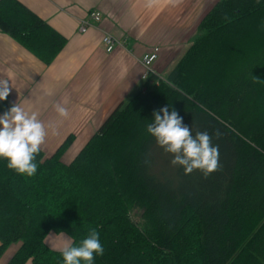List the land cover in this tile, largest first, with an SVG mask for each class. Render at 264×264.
I'll return each mask as SVG.
<instances>
[{
  "label": "trees",
  "instance_id": "16d2710c",
  "mask_svg": "<svg viewBox=\"0 0 264 264\" xmlns=\"http://www.w3.org/2000/svg\"><path fill=\"white\" fill-rule=\"evenodd\" d=\"M0 31L46 64L67 42L19 0H0ZM163 107L212 137L217 171L185 175L162 157L147 125ZM71 143L41 149L31 177L0 159V257L16 245L7 264H63L48 235L77 246L91 228L105 249L93 264H264V0L217 1L165 79L150 73L65 161Z\"/></svg>",
  "mask_w": 264,
  "mask_h": 264
},
{
  "label": "crops",
  "instance_id": "0c3cea01",
  "mask_svg": "<svg viewBox=\"0 0 264 264\" xmlns=\"http://www.w3.org/2000/svg\"><path fill=\"white\" fill-rule=\"evenodd\" d=\"M19 1L64 35L67 42L46 64L0 31V79L8 78V70L14 73L8 99L12 105L18 102L38 112L46 127L51 126L47 145L54 142L59 147L72 137L64 155L65 161H71L113 110L142 89L145 67L141 59L146 51L160 47L151 68L165 79L191 45L201 19L219 0H180L176 5L160 0L152 9L145 6V0ZM94 10L101 13V23L81 33L80 19ZM106 34L125 41L124 45L106 52ZM65 98L69 101L64 105L70 113L67 119L54 109V104ZM3 114L0 111V116ZM49 236L47 242L52 238L58 245L69 243L64 237ZM15 250L16 245L10 246L0 257V264H7Z\"/></svg>",
  "mask_w": 264,
  "mask_h": 264
},
{
  "label": "clouds",
  "instance_id": "9594fccd",
  "mask_svg": "<svg viewBox=\"0 0 264 264\" xmlns=\"http://www.w3.org/2000/svg\"><path fill=\"white\" fill-rule=\"evenodd\" d=\"M259 2L260 0H257V3ZM159 3L160 0H145L148 9ZM168 3L176 5L180 0H168ZM224 20L230 22L228 16H225ZM13 76L14 73L8 70V78L0 79V101L9 96L13 88L10 82ZM259 80L255 77L254 82ZM68 102L65 98L62 102L54 104L59 117H69V110L64 106ZM153 117L152 123L147 125V132L166 153L172 154V165L182 166L185 175L200 170L205 178L218 170L219 147L212 144V137L207 132L197 131L193 136L191 128L183 124V118L177 111L173 109L169 112L168 107L154 111ZM48 127L39 119L38 112L26 109L18 102L14 103L0 116V159L7 161L10 170L28 177L34 176L38 168L36 156L48 136ZM104 251L99 232L91 228L79 245L66 243L61 249V254L63 264H93L95 257L102 256Z\"/></svg>",
  "mask_w": 264,
  "mask_h": 264
},
{
  "label": "built area",
  "instance_id": "2783aa9c",
  "mask_svg": "<svg viewBox=\"0 0 264 264\" xmlns=\"http://www.w3.org/2000/svg\"><path fill=\"white\" fill-rule=\"evenodd\" d=\"M102 21V15L99 11L94 10L89 13V15L86 18L80 19L79 23V31L81 33H86L90 28L95 27L96 25L100 24ZM123 40L116 39L110 34H106L103 37V43L105 47V51L110 53L112 52L115 47L124 45ZM160 47L155 45L152 46L144 56L142 57V64L145 67V72L143 75L144 79H147L150 73H153L157 75L153 70H152V65L153 63L157 60L158 55H159ZM158 76V75H157Z\"/></svg>",
  "mask_w": 264,
  "mask_h": 264
},
{
  "label": "rangeland",
  "instance_id": "374dc122",
  "mask_svg": "<svg viewBox=\"0 0 264 264\" xmlns=\"http://www.w3.org/2000/svg\"><path fill=\"white\" fill-rule=\"evenodd\" d=\"M197 30V29H196ZM194 34L195 33H193V35H192V37H191V42H192V40L194 39ZM180 60V59H179ZM58 147L56 146H54V142L53 143H50V142H48V145H47V143L45 142L42 146H41V149L42 150H44V152H45V154L47 153V154H53L54 152H55V150L57 149ZM46 154V155H47ZM49 155V156H50ZM168 155V153H163L162 154V157L163 158H166V157H169V156H167ZM170 155H172V154H170ZM163 162V161H162ZM54 234V235H53ZM49 235H51V236H49V237H54L55 235L57 236L58 235V237H64V240H66V241H69V238H68V236H66L65 234H56V233H50ZM53 235V236H52ZM48 242H49V245L52 247V248H55V249H62L63 247H64V245L66 244V243H60L59 245H58V243L57 244H55V243H53L52 242V238H48ZM64 242V241H63Z\"/></svg>",
  "mask_w": 264,
  "mask_h": 264
}]
</instances>
